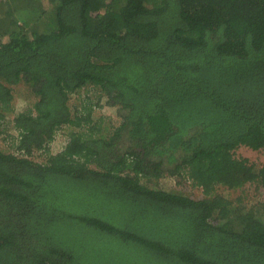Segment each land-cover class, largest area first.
Listing matches in <instances>:
<instances>
[{
	"label": "trees",
	"instance_id": "obj_1",
	"mask_svg": "<svg viewBox=\"0 0 264 264\" xmlns=\"http://www.w3.org/2000/svg\"><path fill=\"white\" fill-rule=\"evenodd\" d=\"M7 138L0 264H264V0H0Z\"/></svg>",
	"mask_w": 264,
	"mask_h": 264
},
{
	"label": "rangeland",
	"instance_id": "obj_2",
	"mask_svg": "<svg viewBox=\"0 0 264 264\" xmlns=\"http://www.w3.org/2000/svg\"><path fill=\"white\" fill-rule=\"evenodd\" d=\"M22 88H16L15 89V98H14V108L15 110H20L21 108H23L24 104L26 103L25 100L23 99V92H22ZM91 94H95L94 91H90L89 95ZM94 97V96H91ZM70 106L71 108H73V106L78 105L80 102L77 99V97L74 95L73 98H71L69 100ZM101 109H99V107L96 106L95 108V113H94V117L100 115ZM114 114H112L113 116ZM8 116H11L10 114ZM10 134L15 133V131L13 129H10L9 132ZM10 138H7L5 141L0 142V147H2L3 149L7 150V151H11L12 149L9 148L10 145ZM63 137L62 136H56L55 140H53L52 142V151L56 152L57 150H59L63 145ZM235 156L236 157H242V158H248L250 162L259 164L262 163L264 161V150H252L250 148L241 146L239 147L236 152H235ZM35 160H38L37 158H35ZM146 179H143V182H145ZM146 183L154 188H161L164 190H169L171 188L174 187V181H170L165 179H162V183H160V181H156L154 182V180H152V182H147ZM246 194L245 197V203L249 204H256L259 205L261 202H264V191L262 189V187L257 186L256 184H246L245 187L243 188ZM192 193L195 196H198L202 193L200 188H196V187H192L190 191L186 192V194H190Z\"/></svg>",
	"mask_w": 264,
	"mask_h": 264
}]
</instances>
